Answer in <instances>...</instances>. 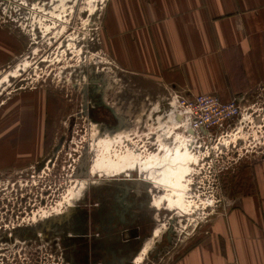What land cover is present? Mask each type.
<instances>
[{"label":"rangeland","instance_id":"rangeland-1","mask_svg":"<svg viewBox=\"0 0 264 264\" xmlns=\"http://www.w3.org/2000/svg\"><path fill=\"white\" fill-rule=\"evenodd\" d=\"M106 2L0 0V107L30 91L42 92L48 105L47 152L28 171L0 173V264H135L144 234L163 225L166 233L154 239L141 264H171L255 188L256 167L264 164V104L252 115L262 119L258 126L249 118L229 136L195 143L178 122H167L169 94L125 73L102 52ZM98 105L117 124L98 129L101 122L91 119ZM106 133L120 139L105 145L100 136ZM176 134L191 155L180 171L187 168L186 189L175 211L160 212L145 193L154 175L141 166L128 173L124 159L150 160L160 151L157 137L173 147ZM83 183L89 188L81 197ZM74 193L79 199L72 202Z\"/></svg>","mask_w":264,"mask_h":264},{"label":"crops","instance_id":"crops-1","mask_svg":"<svg viewBox=\"0 0 264 264\" xmlns=\"http://www.w3.org/2000/svg\"><path fill=\"white\" fill-rule=\"evenodd\" d=\"M100 46L114 66L158 85L168 100L177 93L254 101L264 86V0H107ZM31 92L0 107L1 169H25L47 152V100ZM255 175L253 191L171 264H264V164Z\"/></svg>","mask_w":264,"mask_h":264},{"label":"bare ground","instance_id":"bare-ground-1","mask_svg":"<svg viewBox=\"0 0 264 264\" xmlns=\"http://www.w3.org/2000/svg\"><path fill=\"white\" fill-rule=\"evenodd\" d=\"M5 79H8V76ZM170 114L171 116L168 118L167 122L170 123V126L176 125L179 118H176L175 111H171ZM96 126H98L97 128L99 129L101 125L96 124ZM164 136L166 138L168 135ZM100 137V142L105 145L115 143L120 139L119 135L113 136L108 133L104 134V136L101 135ZM157 139L160 150L159 154H156L150 160H142L141 158H132L130 156L125 157L124 161L126 163V167H128L126 171L128 173H132L131 171L134 167L137 168L141 166L147 175H154L153 181L148 183L150 188H147V192L152 195L154 200L151 206L160 212L162 209L175 211L178 208L177 206L181 200L179 196L184 193L186 189L182 182L187 168L184 170L183 174H181L180 171L187 161L191 159V155L189 153L188 144L177 134L175 135L174 141L172 143L173 147L167 146L162 137H157ZM88 188L89 185L83 183L80 189L81 192H79V196H83ZM169 192H171V194H169ZM79 196H76L74 193L72 195V202H75L77 199H79ZM72 202L70 204V211L74 206V203ZM163 226L164 227L159 230L156 228L153 232V237L148 238L145 244H143L144 246L141 250V253L135 258V264H141L143 262L146 253H148L147 251L151 250L150 248L153 246L152 244L154 239L160 236L161 231L165 230L167 225Z\"/></svg>","mask_w":264,"mask_h":264},{"label":"built area","instance_id":"built-area-1","mask_svg":"<svg viewBox=\"0 0 264 264\" xmlns=\"http://www.w3.org/2000/svg\"><path fill=\"white\" fill-rule=\"evenodd\" d=\"M254 97V101L247 100L245 97H235L224 102L211 95L184 97L173 93L169 97V102L171 111H175L179 118V127H182L183 132L192 136L197 143L204 139L211 140L218 133L229 136L227 132L234 130L232 128H235L237 122L249 118L248 122L258 126L262 119H259L258 115L252 118V115L256 113L254 109L256 105L264 104V86L258 88ZM250 109H254L253 112H249ZM239 133L236 132V134Z\"/></svg>","mask_w":264,"mask_h":264},{"label":"flooded vegetation","instance_id":"flooded-vegetation-1","mask_svg":"<svg viewBox=\"0 0 264 264\" xmlns=\"http://www.w3.org/2000/svg\"><path fill=\"white\" fill-rule=\"evenodd\" d=\"M96 93H99L100 94V92L97 90L96 91ZM168 104V106L169 107H171V105H170V102H168L167 103ZM91 105V104H90ZM93 109H94V111L95 112H99V114H94V116H92L91 117V119H93V120H95L96 122L98 121V122H101L100 123V125H115V124H117V120H116V118L114 117V115L111 113V112H109V111H106L105 113H107V115H104L103 114V111H102V106H97V107H93ZM117 126V125H116ZM16 167H10V168H7V169H1L0 168V173L1 174H6V173H9V174H18V173H20L19 171L20 170H18V169H15ZM28 169H30V166H28V167H26L25 168V170L26 171H28ZM133 177L135 178L136 176L135 175H133ZM137 178V177H136ZM138 179V178H137ZM140 180V179H139ZM145 193H147V190L145 191ZM148 194V193H147ZM87 195H88V193L85 195V201H86V198H87ZM149 195V194H148ZM150 196V195H149ZM151 198V197H150ZM152 226H154V223L152 222ZM155 229V228H154ZM154 229H150V232H148L147 234H144V237L141 239L142 241H141V245H140V248L138 249L139 250V252H140V250L142 249V247H143V244H144V242L148 239V238H150V237H152L153 236V231H154ZM166 231L167 230H164V233L163 234H165L166 233ZM162 234V235H163ZM162 235H161V239H162ZM205 239V238H204ZM203 239V240H204ZM203 240H201V241H203ZM135 259V258H134Z\"/></svg>","mask_w":264,"mask_h":264}]
</instances>
